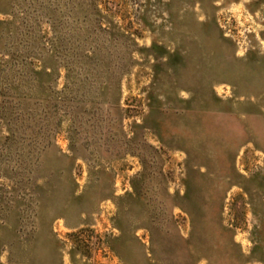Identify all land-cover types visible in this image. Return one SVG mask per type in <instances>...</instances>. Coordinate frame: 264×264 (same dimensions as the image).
I'll return each instance as SVG.
<instances>
[{
    "label": "rangeland",
    "instance_id": "374dc122",
    "mask_svg": "<svg viewBox=\"0 0 264 264\" xmlns=\"http://www.w3.org/2000/svg\"><path fill=\"white\" fill-rule=\"evenodd\" d=\"M0 264H264V0H0Z\"/></svg>",
    "mask_w": 264,
    "mask_h": 264
}]
</instances>
